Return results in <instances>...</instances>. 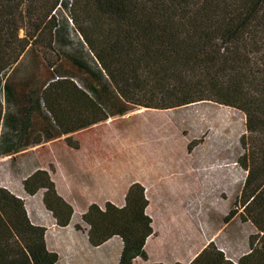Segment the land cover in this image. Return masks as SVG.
Here are the masks:
<instances>
[{
  "label": "trees",
  "instance_id": "obj_1",
  "mask_svg": "<svg viewBox=\"0 0 264 264\" xmlns=\"http://www.w3.org/2000/svg\"><path fill=\"white\" fill-rule=\"evenodd\" d=\"M201 100L245 114L238 215L256 231L235 261L211 240L188 264H264V0H0V157L10 162L21 148L109 116ZM33 168L21 192L40 194L55 223L68 225L71 205L47 170ZM147 204L136 181L121 206L91 203L78 220L93 246L118 236L117 264H131L147 258ZM45 234L23 197L0 186V264H55Z\"/></svg>",
  "mask_w": 264,
  "mask_h": 264
},
{
  "label": "rangeland",
  "instance_id": "obj_2",
  "mask_svg": "<svg viewBox=\"0 0 264 264\" xmlns=\"http://www.w3.org/2000/svg\"><path fill=\"white\" fill-rule=\"evenodd\" d=\"M22 33L20 30L19 34ZM132 111L130 115L80 131L75 137L87 144L90 141L96 143L91 151L92 157L118 159V165L105 167L114 171L111 174L115 173L118 185L113 183L117 190L125 182L123 180H146L150 186L151 206L158 216L156 223L162 222L165 243L170 241V226L164 222L166 216L176 219L173 224L178 225L179 237L183 239L182 232L189 230L196 236V230L187 226L184 209L190 210L200 235L205 232L207 223L215 228L221 226L229 209H237L229 226L220 231L222 239L219 242L226 245L227 240L223 237H229L236 244L235 251L246 248L249 234L256 229L250 221H242L238 215L241 207L237 199L246 174L239 161L248 146L245 114L238 108L211 100L168 109L137 107ZM124 135L131 140L128 154L116 146L117 138ZM99 139L107 141L100 145ZM48 148L50 155L56 154ZM34 152L42 158L47 154L39 149L32 154ZM29 156L28 151L26 155H17L12 162L1 158L0 184L14 191L22 190L21 179L12 168L17 167L21 173L31 170L33 166H16ZM167 159L172 161L165 165L152 164ZM55 178L60 185V178ZM79 223L81 229H86L82 221ZM200 239L197 235L189 245L186 242L180 245L184 250L193 248ZM242 239L244 242L240 241ZM227 249L232 251L233 248Z\"/></svg>",
  "mask_w": 264,
  "mask_h": 264
},
{
  "label": "crops",
  "instance_id": "obj_3",
  "mask_svg": "<svg viewBox=\"0 0 264 264\" xmlns=\"http://www.w3.org/2000/svg\"><path fill=\"white\" fill-rule=\"evenodd\" d=\"M132 112V110H129L123 114L109 116L105 120H101L88 126L78 128L73 131L48 138L46 140H42L39 143L26 146L13 154L14 157H16L19 154L26 155L29 151L30 156L26 158V161L23 160L17 163L16 166H33L48 171L55 184L56 191L66 202L71 205L73 209V219L68 225L59 226L55 223L53 217L43 206L40 194L26 195L21 192V190L14 191L5 184H0V186H5L15 194L22 196L30 220L33 223L44 225L46 227L45 242L47 248L57 254V260L55 264L118 263L122 246V241L118 236H112L105 240L102 244L93 246L90 244L85 231L82 229H76L74 227V223H79V216L91 203H96L102 207L106 201H110L117 206H121L124 203V196L127 188L132 182L136 181L141 183L144 187L145 195L148 199L145 212L151 217L153 232L146 238L144 244V250L146 252L147 258L143 259L138 256L133 259L131 264H154L159 262L164 264H173L174 262L188 264L194 258V256L211 240L219 247H222L225 254L228 255L230 259L235 261L246 248L235 251L234 249L236 244L232 242L233 240L229 237H223V239L227 240L226 245H223V243L219 242L222 239V237H220V231L223 228L228 227L230 221L223 223V225L217 226L216 228L207 223L205 232H203V235H200L196 229V224L194 223L189 209H184L186 214L185 220L187 222V226L190 229L193 227L196 230V236L191 234L189 230L182 232V236L184 238L180 239L179 235L181 231L177 224L175 226L173 224L176 223V219L174 217L170 218L166 216L164 218V222L170 226V231L168 234L170 241L169 243H165L164 240L166 238L163 237V233L161 232L162 226H160L162 222H160V224L156 223L158 216H156V211L151 206V201L148 195L150 186L147 184L146 180L144 178L141 180L137 178L123 180L125 182L119 187V190H117L116 186H114V183L117 182L115 185H118V181L115 180V173L111 174L114 171L108 170L105 167L118 165V159L111 157H92L91 151L92 149L94 150L96 143L90 141V143L87 144L83 140L81 141L75 137V135L80 131L94 128L104 122H110L117 117L130 115ZM66 137H70L72 141L76 142L77 147L75 148L68 145L65 140ZM105 141L107 140H100V145L104 144ZM130 142L131 140L128 138V136H120V138H117L116 146L128 154L129 146H132ZM48 147H50V149L56 154L50 155L48 152ZM101 148L102 147H100V149ZM38 149L39 151L45 150L47 152L45 158H42L36 152L32 154L33 151ZM59 151L60 154L58 155ZM70 153H73L74 155L78 154V156L74 157V155ZM9 156L10 155L3 156L0 157V159H8ZM170 161L172 160H160L159 162H154L152 164L165 165L164 163ZM147 162H149V160ZM16 168L13 166L12 170L16 171L18 178L22 180L28 171L26 170V172L21 173L18 172ZM102 175L104 178L101 177ZM55 176L60 178V185L58 184ZM156 224L158 226H156ZM197 235L200 236L201 239L195 244L193 248L187 247L186 250L182 249L180 245L181 242H183V244L186 242L185 244L189 245V243L195 237H197ZM240 241L244 242L243 239ZM227 247H232V251H229Z\"/></svg>",
  "mask_w": 264,
  "mask_h": 264
}]
</instances>
